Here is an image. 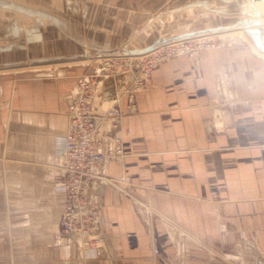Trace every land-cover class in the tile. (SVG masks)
<instances>
[{
  "label": "crops",
  "instance_id": "1",
  "mask_svg": "<svg viewBox=\"0 0 264 264\" xmlns=\"http://www.w3.org/2000/svg\"><path fill=\"white\" fill-rule=\"evenodd\" d=\"M45 1L31 4L28 20L9 9L1 28L0 264H264V17L256 1ZM235 28L244 38L170 57L141 89L131 90L130 74L99 78L94 109L119 107L124 156L98 166L91 186L102 196V255L82 247L61 229L58 189L78 79L113 53ZM113 120L103 119L106 137Z\"/></svg>",
  "mask_w": 264,
  "mask_h": 264
},
{
  "label": "built area",
  "instance_id": "2",
  "mask_svg": "<svg viewBox=\"0 0 264 264\" xmlns=\"http://www.w3.org/2000/svg\"><path fill=\"white\" fill-rule=\"evenodd\" d=\"M215 35L217 32H198L159 41L153 48L140 53H113L97 61L90 73L78 79L67 111L69 124L63 153L66 176L58 185L65 195L60 226L63 232L77 235L82 247L92 249L97 256L102 255L98 220L102 196L91 188L97 177L95 170L107 159L124 156L119 107H113L104 115L94 109L93 98L99 78L130 74L133 76L131 90L141 89L159 63L176 55H197L203 49L215 47L220 41ZM106 116L114 117L113 131L108 137L102 131Z\"/></svg>",
  "mask_w": 264,
  "mask_h": 264
},
{
  "label": "rangeland",
  "instance_id": "3",
  "mask_svg": "<svg viewBox=\"0 0 264 264\" xmlns=\"http://www.w3.org/2000/svg\"><path fill=\"white\" fill-rule=\"evenodd\" d=\"M32 3H34L36 5L37 4L38 5H45L46 1L45 0H0V9H1L0 10V12H1V15H0V34L1 35L3 34L2 33V29L5 26L4 25V21H7V20L9 21L10 18H11V14H10L9 9H13V10L17 9L18 11L21 10V13L23 14L22 18L24 20H28V18H26V17H27L28 14H30V9H31V4ZM6 9H8L7 12H6ZM237 29H239V28H237ZM237 29H235L233 32H219L214 37L217 38V39H221V38H234V39H237L238 37H243L242 35L239 34L240 32L237 31ZM6 40L10 41V42H15V32L14 33H12V32L7 33ZM32 51L34 52V54H36L35 53L36 50H32ZM29 55L24 54V58H25L24 61L25 62L23 63V67H25L26 64L29 62V61H26V59L28 58Z\"/></svg>",
  "mask_w": 264,
  "mask_h": 264
},
{
  "label": "water",
  "instance_id": "4",
  "mask_svg": "<svg viewBox=\"0 0 264 264\" xmlns=\"http://www.w3.org/2000/svg\"><path fill=\"white\" fill-rule=\"evenodd\" d=\"M254 1H263V0H254ZM217 29H202V30H199L197 32H194V33H190V34H186V35H179V36H176V38H180V37H185V36H189V35H192V34H195V33H198V32H211V31H216ZM167 38H162L161 41H164L166 40ZM160 40H158L157 43L147 47L146 49H144L143 51H146V50H149L151 48H153L155 45H157L159 43ZM141 51V52H143Z\"/></svg>",
  "mask_w": 264,
  "mask_h": 264
},
{
  "label": "bare ground",
  "instance_id": "5",
  "mask_svg": "<svg viewBox=\"0 0 264 264\" xmlns=\"http://www.w3.org/2000/svg\"><path fill=\"white\" fill-rule=\"evenodd\" d=\"M255 5L257 7V9L260 10V12L263 14V17H264V0L263 1H256L255 2ZM236 28H241L240 26L236 27ZM235 28V29H236ZM211 32H216V31H211ZM166 38V37H165ZM168 39V38H167ZM160 42H161V39H159Z\"/></svg>",
  "mask_w": 264,
  "mask_h": 264
}]
</instances>
